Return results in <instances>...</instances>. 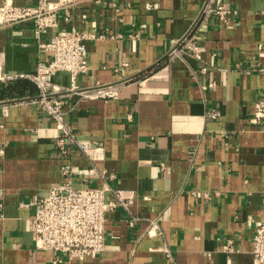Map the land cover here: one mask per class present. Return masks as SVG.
<instances>
[{"label":"crops","instance_id":"crops-1","mask_svg":"<svg viewBox=\"0 0 264 264\" xmlns=\"http://www.w3.org/2000/svg\"><path fill=\"white\" fill-rule=\"evenodd\" d=\"M221 1L231 9L224 16L205 14V0H85L41 35L33 20L0 27V71L7 75L35 72L51 56L41 44L59 28L93 35L80 88L68 91V72L50 79L66 121L95 145L94 160L62 153L57 121L40 109L37 87L0 99V264H52L57 253L35 247L34 206L25 204L68 180L66 163L76 187L108 182L133 190L135 199L129 211L107 210L100 257L58 264H256L264 131L251 118L264 99V0ZM187 34L202 46L200 56L171 57ZM102 86L116 95H84ZM93 163L105 177L79 173ZM154 219L159 229L150 234Z\"/></svg>","mask_w":264,"mask_h":264},{"label":"built area","instance_id":"built-area-1","mask_svg":"<svg viewBox=\"0 0 264 264\" xmlns=\"http://www.w3.org/2000/svg\"><path fill=\"white\" fill-rule=\"evenodd\" d=\"M83 1L85 0H37V3L32 5H18L14 0H0V27L33 20L35 33L41 35L50 28L59 27L60 12L64 11L68 15ZM230 11L229 6L221 0H205V14L217 13L224 16ZM92 38L93 35L76 27L59 28L46 43L41 44L51 56L47 60H40L35 72L7 75L0 71V80L19 77L29 79L38 89L37 102L40 109L57 121L60 130L58 149L64 154L78 151L94 160L95 158L89 153V149L95 147L94 143L79 137L66 121L64 101L61 97L55 96L50 79L52 74L68 72L72 78L68 91H77L80 88L76 83L77 77L91 69L87 41ZM201 51L202 46L199 45L196 37L187 34L171 51L170 56L188 52L199 57ZM84 95L87 97L115 96L116 90L109 86H102L95 92H85ZM216 115L217 112L212 114V116ZM251 122L263 124L264 131V99L256 102ZM61 169L64 175L69 176L68 180L53 186L45 194L25 204L34 206L31 233L35 247L57 253L52 258V264L62 262L64 257L68 260L97 259L106 246L107 210L120 205L129 211L134 203L135 192L114 188L108 182H105L103 187H76L70 179L72 165L63 164ZM79 173L86 177H105L95 164L90 168L79 169ZM107 192L111 194L110 198L107 197ZM200 194L205 197L210 196L209 191H201ZM134 220L135 217L132 216L130 223L133 224ZM158 229V220H152L148 232L153 234ZM231 248L226 246V249ZM164 249L171 257V249L168 246ZM252 253L256 264H264V222L256 225Z\"/></svg>","mask_w":264,"mask_h":264},{"label":"trees","instance_id":"trees-1","mask_svg":"<svg viewBox=\"0 0 264 264\" xmlns=\"http://www.w3.org/2000/svg\"><path fill=\"white\" fill-rule=\"evenodd\" d=\"M34 90V84L26 78H21L16 81L0 82V99L33 93Z\"/></svg>","mask_w":264,"mask_h":264}]
</instances>
